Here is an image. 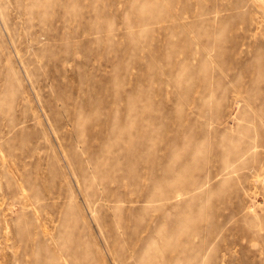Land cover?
I'll use <instances>...</instances> for the list:
<instances>
[{
  "label": "rangeland",
  "instance_id": "1",
  "mask_svg": "<svg viewBox=\"0 0 264 264\" xmlns=\"http://www.w3.org/2000/svg\"><path fill=\"white\" fill-rule=\"evenodd\" d=\"M0 264H264V0H0Z\"/></svg>",
  "mask_w": 264,
  "mask_h": 264
}]
</instances>
